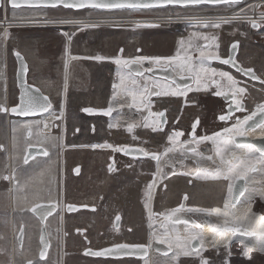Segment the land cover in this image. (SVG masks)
I'll return each mask as SVG.
<instances>
[{"label": "rangeland", "instance_id": "obj_1", "mask_svg": "<svg viewBox=\"0 0 264 264\" xmlns=\"http://www.w3.org/2000/svg\"><path fill=\"white\" fill-rule=\"evenodd\" d=\"M4 1L5 7L3 11L0 12V29L2 30V33L4 31L8 32L9 27L13 24H16V22L20 20L50 18L58 24L72 25L73 28L71 30L75 31V29H77L75 26L82 27L86 24H99L101 23L100 21H110L111 19H117L119 26L122 27L119 29L117 41L119 47H123L126 52L124 56L125 58H133L134 56L136 57L139 55L172 56L175 54H186L193 57V62L195 65H197L195 59H197L198 51L200 49L211 48V50L218 51L219 56L226 57L229 44L234 39H240L243 43V47L241 49V55L240 59H238V62L245 68H255L256 72H258L264 80V19H262V17H264V5L258 6L260 10L256 11V9H258V2H260V4H264V0H243L238 4H224L216 6L199 5L188 7H166L148 10L142 9L118 11H104L95 9L73 11L61 7L47 9H12L8 6V0ZM256 15H258V19H252V17ZM236 16L240 18L237 19L235 18ZM196 20L206 22L216 21L220 24V26L213 27L211 24H209L208 27L203 28L200 26V24L196 23ZM252 20H255L261 24L262 27L260 30L251 29L249 25L250 21ZM221 21L229 22L222 23ZM7 35L5 37H7ZM203 36H207V39H204ZM209 43H216L218 47L215 49V47H212L209 45ZM23 47L26 49V51H28L27 54L30 56L32 45L26 44L20 46V48ZM138 47L142 50V52L139 54L136 53V49ZM1 51L2 45L0 43V57ZM211 64L216 70H224L225 72L231 73L235 78H242L230 68L228 69L221 67V69H217L219 67L218 64ZM117 67L118 66H116V68ZM203 82L207 83L208 81L204 79ZM117 83H119V81H117ZM145 84H148L149 87L150 85H153L150 81H142L141 85L143 86ZM252 84L253 85H247L246 87V90L248 91L246 99V113L253 111L256 106L264 103V84L257 82ZM128 86L129 88L133 87L130 82ZM154 88L158 92V87L154 86ZM209 95L210 92L192 93L190 96H188V103L193 104L195 101H200V105L186 106L184 107L185 110L183 111L182 105L184 103V99H181L180 97L167 95L158 96L156 98H152L151 100L149 99L151 102L163 100V102H158L156 103L155 107H152L153 114H150V116L152 115L151 117L153 118L155 117V114L157 115L160 113L162 109L169 108V111L172 110V118L170 123L167 124L164 129L158 128V130H155L154 128H143L142 125L135 127L142 135V139H138V137L135 139V141H132V138L130 139L131 135L128 133L129 131L132 132L135 128L130 130L129 126L120 127L118 132L113 133V138L119 139V142L115 143L116 147L122 144L127 145L130 143L134 144L135 146L142 147L148 153L162 152L165 147H168L166 140H169V136L174 132L184 131L185 134L182 139H185V141L188 140L189 133L193 129L195 120L201 117V115L205 116V122L200 123L201 126H199L197 131V135L199 137L208 136L223 129V127H226L229 124H222L219 127H209L207 124V122H212L214 120L209 118V116H211L210 112L212 110L208 107V105L207 107L205 105V101L209 102L210 100H215L213 97H208ZM149 97L150 95L147 96V98ZM106 98L107 97L103 98L96 96H66L64 106L65 108L62 106V97H52L51 100L56 105V110L62 109L61 113L63 112L64 114V117H61L62 120L61 122L58 121V124L64 126L62 121L66 117L65 109L67 103L69 107L67 114V124L70 132L72 133L74 132L75 128H78L80 132L76 138L87 136L89 138H94V140L98 142L97 138L100 135L104 136L108 135L109 132L111 133L112 127L108 129V126H111V122L114 118L110 117L109 120H106L105 124L98 126L94 125L91 127L89 126L90 123L85 126L82 125L78 118L81 116L82 109L92 108L99 110L98 108H103L107 110V100H105ZM17 100L18 98L12 96L0 97V105H12L16 103ZM215 103L220 106V103L216 100ZM60 105L62 107L61 109ZM170 105H173V107ZM210 105L213 107L212 103H210ZM223 108L224 107L221 105L218 110L212 112H216L217 114L219 112L222 113L224 112ZM181 112H184L182 117V125L180 123V125H176V121L178 117H180ZM117 113L118 112L116 111V115ZM94 120V117L88 118L89 122H93ZM36 122L38 125L41 124L40 120L38 119H36ZM213 122L215 123L216 121ZM144 139H147L148 141L144 142ZM103 142L107 141L103 140ZM158 142L162 143V146H159ZM205 143L206 144H202L200 147L207 149L205 153L212 154L213 149L211 150L209 142ZM110 156H112V154L108 151H103V153L99 154L95 151H87L85 153L80 149L74 150V153L72 154L73 161L83 162L84 172L82 177L76 182L72 183L70 186L71 199L77 201L86 200L89 195L93 196L96 194L95 191L90 192L89 190L95 188L97 185L100 186V183H103L109 188L104 190L108 191L104 192V195L105 201L109 199L110 205L103 209L105 211V215L102 219L99 217L101 220L98 222V224L90 223L88 227H86L83 222V219H85L86 215H83V212L76 214V216H73L72 218L70 217L66 222V229L69 233L68 241H65V237L63 235V232L65 231L64 226L61 228L62 237L60 246V222L58 223L57 220V215H59L58 212L57 215L52 219L53 229L52 224L49 225V228H51L50 234H53V236L51 235L52 242H54L52 254L49 256V258L43 261L38 257V252L40 251L41 247L37 241H31L27 244L25 243L23 248H19L15 240L10 238L7 241H3L0 237V264H25L27 261H32L33 264H53L52 262L54 258L57 257V253L60 252L61 248L62 258L64 256L62 247L63 243L65 248L67 246L66 249L69 252H66L67 264H143V259L134 261L129 260L120 262H104L101 260L95 261L88 259L82 255V251L88 246L97 249L104 245L115 242L145 244L148 241L149 225L144 208V192L146 186L153 178L155 164L145 159L128 160L126 156L118 155V168L120 171L115 173V175L106 177L104 173L106 172V166L109 163ZM102 162L103 171L100 169ZM126 165L130 166V168H127ZM101 172L103 175V180L102 175H100ZM97 177H99V180L96 179ZM182 177L185 180L188 178L185 176ZM196 178L200 180H194V183L196 184L193 187L187 186L183 181L177 182L176 187L179 189L178 193L189 192L193 199L191 207L221 210L226 201L227 192H229L228 188H230V179L219 181V183H222L220 188L212 186V179L210 178L201 179L200 175H197ZM168 181L169 180H167L165 183L170 184L171 181ZM245 188L248 189L246 184ZM166 191V189L162 188V185L159 187L157 197L159 201L157 200L155 209L157 214L174 209L175 204H172L169 201ZM253 191H255L254 198L248 200L252 206V212H254L258 217L253 218L252 220H260V217H264V197L261 195L264 193V188L259 186ZM249 194V190L245 191V194L240 199L242 200V204L246 203L247 200H245V197ZM159 202L160 204H158ZM201 203L212 204L214 206H203ZM61 213H63V210ZM118 214L121 216V224L119 226V230H116L114 227V219ZM85 228H87L86 234L82 236L78 233L80 230ZM29 229L33 230V235H40V225H33L32 227H29ZM247 239V237L242 238L239 236H234L232 238L230 250L221 243H217L213 250H210L207 253L205 259L209 260L210 264H264V251L262 250H257V248H254L253 252H251V259H248L241 254L244 248V243L247 242ZM187 260H193V263L188 262ZM194 260L196 262H194ZM182 261L184 262H181V264H200V259L196 258H183Z\"/></svg>", "mask_w": 264, "mask_h": 264}, {"label": "flooded vegetation", "instance_id": "obj_2", "mask_svg": "<svg viewBox=\"0 0 264 264\" xmlns=\"http://www.w3.org/2000/svg\"><path fill=\"white\" fill-rule=\"evenodd\" d=\"M259 4L260 2H258L257 6H259ZM4 5H5V1L3 0V6L0 7V12L3 11L5 7ZM258 10L260 9L259 8L256 9V11ZM113 11H118V10H113ZM100 22L101 23H99L98 25L93 23V24H86L82 27L75 26L77 27V29H75V31H72L71 30L73 28L72 25L58 24L55 23L54 20H51L50 18L20 20L17 21L16 24H13L9 27V30L7 32L8 33L7 37H5L4 35L5 31L2 33V30L0 29V41H2L0 42L2 45V51L0 57V97L12 96L18 98L17 102L12 105H4V106L0 105V237L1 240L3 241H7L10 238L12 240H15L19 248H23L25 243L27 244L31 241L33 242L37 241L41 247L40 251L38 252V257L43 261L49 258V256L52 254V247L54 242H52L51 235L53 236V234H50L51 228H49V225L52 224V229H53L52 219L57 215L58 212H59V215H57L58 223L61 222V218L65 221V231L63 232L65 241H68V237H69V233L67 232L66 229V222L70 217L72 218L73 216H76V214L83 212V215H86L85 219H83V222L86 227H88L90 223L98 224V222L102 218H104L105 211L103 209L105 207L107 208L110 205V203H109V199L105 201L104 192H108V191H104V190L109 188L105 186L103 183H100V186L97 185L95 186V188L90 189L89 190L90 192L95 191L96 194L93 196L89 195L86 198V200L77 201L70 198V192H71L70 186L72 185V183L79 180L84 172L83 162L73 161L72 154L74 153V150H78V149H80L85 153L87 151H95L100 154L103 153V151H105L98 149L95 150L89 147V146H93L94 144H110L116 147L115 143L119 142V139L113 138V133L118 132V129H114L111 128V126H108V129L111 128V133L109 132L108 135H104V136L100 135L97 138L98 142H96L94 138H89L87 136L82 138H76L80 130L78 128H75L74 132L71 133L70 130L68 129L67 114L69 107L67 103L65 109L66 117L62 121V123H64V126H61L60 124H58V121L61 122L62 120L61 119L62 107L60 105L61 110H56V105L52 102V100H51L52 108L50 109L49 112H52L54 117L53 120L54 122L52 124V130L50 132L45 131V125H43V120H42L43 115L26 117V118H23L21 116L11 115L10 109L18 104L19 96L21 95V89L18 86L19 66H18L16 53L23 55L25 61L27 62L28 65L27 82L28 84L36 88L35 91L37 92L34 91L35 95L41 93L42 95L47 96L50 99L52 97H63L64 95L67 97L68 96H96L103 98L107 97L108 99L107 98L105 99L107 100V110L103 108H98L99 109L98 113H89L84 111V109H82L81 116H79L78 118L79 122L84 126L89 123H90L89 125L90 127L94 125L98 126L105 124L106 120H109L110 117L114 118L116 115V109L111 106L112 97L116 92L117 81H119L118 67L116 68L117 59L115 58L118 57L124 58L126 52L123 47H119L117 41L119 29L122 28L119 26L118 20L111 19L110 21H100ZM249 26L251 27V23ZM261 27L262 26L260 24V28L258 30H260ZM235 41L239 42V48L236 57L238 61V59H240L241 49L243 47L242 45L243 43L240 39H234L229 44L228 53L226 57L229 56L231 44ZM26 44L32 45L30 56L27 54L28 51H26L24 47L20 48V46ZM141 52H142L141 48L138 47L136 49V53L139 54ZM96 57H102L104 59H96ZM218 65L219 67L217 69H221V67L229 69V67L220 64ZM257 74L260 75L258 72ZM144 75H146V69ZM183 77H190V76H183ZM241 77L242 78H236V80L239 81L238 83L239 86L246 89L247 85H253L252 83L254 82L243 76ZM260 78L262 79V81L257 83L264 84V80L261 77V75ZM171 84L177 86L174 83ZM218 85L219 83L215 85L211 84L209 86V90L206 92H210V95L208 97L211 98L213 97L217 102L220 103V106H218V104L215 103V100L209 101L210 103L213 104V107L210 105L209 102L206 101H205V105L206 107L208 105V107L212 111L218 110V108H220L222 105L224 107L223 108L224 112L222 113L219 112L218 114L215 112H212L213 114H211L210 112L211 116L208 115L209 118L212 119L214 117V120L213 119L212 120L217 122L215 123L213 121L207 122L209 127L210 126L219 127L222 124L230 125L233 122H235L238 119V117H241V115L246 113L247 111L246 108L247 95H246L243 104L244 108L243 110H239L242 112H237L233 114L232 111L231 112L232 114L229 113L228 109L232 108L233 110V106L229 98H224L216 95V92L219 91ZM149 91H148V95H150V97L146 100V103L148 104L151 103L150 111L152 112V107H155L156 103L158 102H163V100L161 101L156 100L154 102H151L150 100L152 98H156L158 96H164V95H161L159 90L158 92L156 90H153L154 92H151L152 89ZM193 93H205V92L199 91ZM187 100L188 97L184 99V103L182 105V111L185 110L184 107L186 106L200 105V101H195L193 104H189ZM170 106L173 107V105ZM258 106H256L254 110ZM144 108L146 109L145 111L149 112L147 113L148 115L147 114L144 115L143 112L142 113L138 112L140 119L143 122L146 121L148 116H150V111L148 110V107H144ZM3 109H7V111H4ZM86 109H92V108H86ZM114 109L115 111H113ZM109 110L111 111L110 115L107 114ZM254 110L250 111L249 113L254 112ZM162 111H166V119H167L165 125L166 127L167 124L170 123V120L172 118V110L169 111V108H166V109H162L160 113ZM229 114H231V119H225V120L219 119L221 115L228 116ZM183 115L184 112L183 113L181 112L180 117H178L176 121V125H180V124L182 125ZM86 116L94 117L95 120L93 122H89L88 121L89 117ZM143 116H145V118ZM204 118L205 116L201 115V117L195 120L193 125H195L198 121L197 126L196 127L193 126V129H195L196 134L199 126H201L200 123L205 122ZM36 119L40 120L41 122L40 125L37 124ZM142 127L144 128V126ZM128 133L131 135L130 139L132 138V141H135V139L138 137H139L138 139H142L141 133L137 131L136 128L133 129L132 132L129 131ZM103 140H106L107 142H103ZM143 141L146 142L148 140L144 139ZM162 143L158 142V145L162 146ZM236 143L238 142L236 141ZM120 146L131 147L135 145L128 143L127 145L122 144ZM195 149L196 148H194L193 150L195 151ZM193 150L191 152H193ZM206 150H207L206 148H201V147L197 149L198 153L201 155H205V156L211 155L205 153ZM211 150H212V146H211ZM44 151H47L46 156L43 155ZM108 152H111L112 156H110L109 163L106 166V172L104 173L106 177L115 175V173H118L120 171L118 168L119 167L118 155L126 156L122 154H117L113 151H108ZM159 153L160 152H154V154L157 155ZM149 154H153V153H149ZM126 157L130 160L145 159L151 163L154 164L156 163L155 162L156 160H152L151 158H135L130 156H126ZM233 158L234 156L233 157L229 156V160H233ZM189 160L192 162L187 163L188 171L184 173L187 175L177 174L174 171V169L170 170L167 175L166 181L169 180L168 182L171 181V183L167 184L165 183L166 182L165 181L161 184L162 188L167 190L166 192L169 201L172 204H175L174 208H176L177 206L183 203V199L185 195L187 196L186 204L188 205V207H191L193 203L192 201L193 199L189 194V192L178 193L179 189L176 187L177 182H181V181L185 182L187 186L193 187L196 184L194 183V180H200L196 178L197 173L199 172V164L193 159L192 160L189 159ZM102 168H103V162L100 167V169L103 171ZM127 168H130V166H127ZM221 168L219 169V171H221ZM254 168H255V164H253L248 170L249 174L256 173L251 171ZM258 168L259 170H261L260 165H258L257 169ZM259 170L257 172H259ZM100 175H102V172L100 173ZM182 176L188 177L187 180H185ZM96 179L99 180V177H97ZM102 180H103V175H102ZM221 180L225 181V180H229V178L226 176V177H222L221 179H216V180L212 179L211 180L213 184L212 186L221 188L222 183H219V181ZM238 180L239 179L235 181L234 187L236 186ZM229 183H230L229 184L230 187L231 182ZM157 197H158V193H157ZM157 197L155 200V209L158 200ZM40 204L49 205L53 207V211L49 212L48 210H46L40 212L38 211V213L34 212L33 208L37 207ZM158 204H160V202ZM60 205H62L64 208L63 213H61L60 211ZM69 205L87 206L88 208L76 212H68ZM201 205L214 206L212 204H205V203H201ZM117 216L114 219V227ZM33 225L35 226L40 225L39 236L33 235V230L29 229V227H32ZM115 229L119 230V228L116 227ZM43 233H45L47 237L48 249L44 257L42 258L41 236ZM78 233L83 236L84 234L87 233V228L80 230ZM61 237H62V233H61V223H60V239H59L60 246H61ZM118 243H122V242L110 243L100 248ZM66 248L64 247L63 249L64 252L63 258L61 255V250H62L61 248L60 252L57 253V257L54 258L52 262L53 264H67L66 252L68 251ZM88 248L95 249L94 247L88 246L82 251V255L88 259H92L95 261L101 260L104 262H111V261L120 262V261H129V260H133V261L139 260L135 258H129V259L93 258L84 254V251ZM187 261L193 263V260H187ZM27 262L33 264L32 261H27ZM181 262L184 261L181 260L179 264H181ZM194 262L196 261L194 260Z\"/></svg>", "mask_w": 264, "mask_h": 264}, {"label": "bare ground", "instance_id": "obj_3", "mask_svg": "<svg viewBox=\"0 0 264 264\" xmlns=\"http://www.w3.org/2000/svg\"><path fill=\"white\" fill-rule=\"evenodd\" d=\"M253 17L252 19H258V15ZM196 23L200 24V26H202L203 28H206L204 24L200 23V21H197ZM205 37L207 36H203L204 39ZM209 45L215 47V49L218 47L216 43L215 44L209 43ZM201 52H204L206 55H219L218 51L211 50V48L200 49L198 51V57L197 59H195L197 65H195L193 62L194 58L186 54H182V55L175 54L172 56L139 55L136 57L134 56V58H125V57L115 58L117 59V61H119V63H117L116 61V65L118 66V70H119V83H117L116 85V92L111 100V106L115 108L118 113L111 122V127L114 129H119L120 127L129 126V129L132 130L133 128L142 125L144 126V128H154L155 130H158V128L161 129L159 115L155 114V117L153 118L151 117L152 115L148 116L146 121L143 122L138 114V112L140 113L143 112L144 115L149 113L148 111L144 112L145 111L144 107H148V110L150 111L151 103L149 104L146 103V100L148 99L147 98L148 91L152 89L151 92H153V90H155L154 86L158 87V90L161 95L164 96L169 95V96L180 97L182 99H185L193 92H199V91L206 92L209 90V86L211 84L215 85L219 83L218 85L219 92L226 93V95H223L221 97L230 99V102L233 106V110H232L233 114L237 112H242L237 110L235 107V101L232 96V92L234 91V89H230L227 80L219 76L220 72H225V71L216 70L214 67H212L211 60H205L204 63L201 64L200 63ZM143 57H149L150 59H142ZM156 57H160L163 59L158 62L156 59H153ZM132 61L137 62L142 66V68L146 69V75L135 76L131 74V72L126 69V67ZM154 68H172L179 76H191L193 78V84L187 87L174 86L165 79H160L152 76L149 73V71H151ZM201 68L206 69V71H201ZM213 70H215L216 73L215 75L213 74ZM204 79L207 80L208 82L207 83L203 82ZM142 81L144 82L150 81L152 82L153 85H150V87L148 84L142 86L141 85ZM129 82L132 84L133 87L130 86L131 88H129L128 86ZM237 87H241V86L237 85ZM173 93H178V94L174 95ZM246 95H247V91L236 96L235 100L241 101L243 106ZM62 98H63L62 106L63 108H65L64 106H65L66 96L64 95ZM261 105L264 104H260L254 110V112H260ZM115 109L113 111H115ZM252 113L249 112L244 113L242 114L241 117H238L241 124L243 123L244 117L249 116ZM150 114L153 113L150 111ZM61 117L62 118L64 117L63 112L61 113ZM143 117L145 118V116ZM42 120H43V125H45V131L50 132L52 130V124L54 122L53 121L54 117L52 112L44 114ZM252 121L253 120H251L250 122ZM236 123L237 120L232 124L224 127L223 129L217 131L216 133L221 134L220 137H216L215 135L216 133H213L208 136H202V137H208L209 139H201L202 137H199L195 133V131H193L194 130L193 129L190 132L191 134L193 133V135L192 136L189 135V138L186 141L185 139L184 140L182 139L185 134L184 131L174 132L169 136L170 137L169 140L167 139L168 147H165L162 150V152L158 154L159 158L157 161H155L156 163H155L154 176L146 186L144 192L145 194L144 208L146 211L148 225H149L147 242H149V244L151 245L156 243H163L167 246L171 245L172 254L163 257L160 256L158 253L154 252L153 250H151L150 256L143 259V264H179L183 258L199 259L198 257L195 256H180L179 258H177L174 255L177 238H179L180 241L187 242L189 246H191L192 242L194 241L192 237L194 236L201 237V239H199L198 241L200 244L203 243L205 250L202 251L201 255L205 258L207 253L210 250H213L214 246L217 243H221L223 246L226 245V241L224 239L215 236L213 231V225L222 224L225 219H231L233 212L235 213V216L243 217L245 211L249 208L251 209V214L249 215L248 219L244 220L243 222V228L241 229V232H243L244 229H249V228L257 232L264 230V221L252 220L253 218H256L258 216H256V214L252 212V206L250 205L248 200L253 190H255L259 186L264 188V158H262L258 152H255L254 149H249L246 147L247 144L249 143L253 144L254 141L260 138H264V126L254 125L253 128L250 129L249 131H246L244 126L242 129L243 135L241 136L240 131H238L235 128ZM224 129H233V131L231 133H226L224 132ZM177 133H179V135H176ZM229 135H231L232 137L231 142L229 144L221 143L224 137H227ZM239 137H246L247 139L250 140V142L247 144L236 143L237 138ZM205 142H209L212 146L213 151L211 155L205 156L197 152V148L200 147ZM187 145H190L191 147H193V149L196 148L195 151L193 150V152L191 151L187 152V150H185ZM89 147L95 150L98 149L105 151H114L115 153L122 155H125L124 149L126 148L125 146L115 147L110 144H94L93 146H89ZM250 151L253 152L252 155H249ZM222 156L224 161H229V156L238 157L239 159L245 161V169L241 170V175H242L241 179L246 184V187H248L250 194L245 197V200H247L246 203L242 204L241 203L242 200H240L241 199L240 198L239 199L240 201H238L239 203L237 202L235 204L234 209L231 207V205L234 204L233 203L234 197L232 195L234 190V182L237 179L234 177V175L229 174L227 165L221 160ZM187 159L188 160L193 159L199 164V169H200L199 173L201 179H206V178L221 179L222 177H226V176L230 179L231 186L229 188V192L227 194L223 208L221 210H218V209H207L200 207H188L186 211H179L173 214V210H175L174 208L172 210L163 212L161 214H157L155 212V200L157 197L159 187L163 182L166 181L167 175L170 170L174 169V171L177 174L186 173V171H188ZM238 162L239 161L237 160L234 162V164ZM253 164H259L261 166V170L254 174H249L248 170ZM220 168H221V172L219 171ZM245 184H244V188H245ZM226 204L229 205L228 209H225ZM197 209H199V211H197ZM62 210H63V206L60 205V211L62 212ZM217 211H219L220 213H224L227 211L229 215L227 217L222 214L217 215ZM178 216H187L190 222H186V221L177 222L176 219L178 218ZM60 223H61V228H63L65 226V221L62 218ZM234 236H239L242 238L247 237L241 234H234L232 235V238ZM247 238H248L247 242L249 240L251 241L250 243H248V247L251 249V252H253L254 248H257V250H261L258 244V238L256 237H251V238L247 237ZM62 247L64 249V243L62 244Z\"/></svg>", "mask_w": 264, "mask_h": 264}, {"label": "snow or ice", "instance_id": "obj_4", "mask_svg": "<svg viewBox=\"0 0 264 264\" xmlns=\"http://www.w3.org/2000/svg\"><path fill=\"white\" fill-rule=\"evenodd\" d=\"M37 2L39 3V0H37ZM240 2V0H158L157 3H150V2H140V3H130V4H125V3H120V2H116V0H110V2H98V3H91L89 4V0H72L71 3H67V6L70 8H85V7H94V8H114V9H120V8H131V9H151L153 7H158V6H163V5H170L173 3L176 4H185V5H199L202 3H211V4H238ZM11 3L13 5V7H18L19 5L16 3V0H11ZM51 3L53 4V6L56 5H63L66 3V0H51ZM235 16V14H234ZM235 18L239 19L240 17L236 16ZM262 19H264V17H262ZM222 23H227L229 21H221ZM200 23L204 24L205 27H207L209 24H211L214 27H219L220 24L217 23L216 21H200ZM251 26L253 28H257L259 25L257 24V22L255 20L250 21ZM8 33L7 31H5L4 35L6 36ZM205 39H207V37H205ZM232 50L235 51L238 48V42L234 43L232 46ZM17 56H19V53H16ZM96 59H103L102 57H96ZM142 59H150L149 57H143ZM156 59L158 62L161 61L163 58L160 57H156L153 58ZM171 59V58H168ZM205 60H221V57L219 55H206L204 52L200 53V63L203 64ZM223 64L226 65H231L233 68L237 69V71L243 73L245 76H250L253 79H259L258 77H256L255 72L252 69H245L243 67H241L237 61L231 56L229 55L228 58L223 59L221 61ZM117 63H119V61H117ZM201 71H206V69L201 68ZM213 74L215 75V70H213ZM219 76L221 78H225L228 82V85L230 87V89H234V91L232 92V96L233 99L235 101V107L237 110H243V106H242V102L235 100V97L240 95L241 93L246 92L245 88H241V87H237L239 81L236 80L235 77H233L230 73L228 72H220ZM178 94V93H173ZM182 94V93H179ZM217 96H223L226 95V93L224 92H216ZM40 98L37 96H32V95H27V98L25 99L24 97H22V107L19 109V112L21 115L24 116H28V115H34L35 114V109H39L40 111H47L48 108L51 107L50 102L48 101L47 97H43V103H40ZM4 111H7V109H3ZM18 109L17 108H13L12 112H17ZM84 111L86 112H93V109H84ZM260 112L264 113V105L260 106ZM229 113H231V108L229 109ZM108 115L111 114V111L109 110L107 112ZM157 115L163 117V113H158ZM257 115L256 112H253L251 115L244 117L243 123L241 124L240 120L237 119V123L235 128L240 131V135H243V127L245 125H248L249 121L253 120V118ZM220 120H225V119H231V114H229L228 116H224L221 115L219 117ZM198 123V121H197ZM255 126H264V119H261L259 121V123ZM195 127V125H194ZM233 131V129H224V132L226 133H231ZM176 135H179V133H177ZM216 137H220V133H216L215 134ZM201 139H209L208 137H202ZM232 140L231 135L224 137V139L221 141V143L223 144H229ZM247 148L249 149H254L255 152H258L259 155L264 158V148H255V145L249 143L246 145ZM119 150V149H118ZM170 150V149H169ZM124 151H128V149H124ZM137 151H139L140 153H142L145 156L150 155L148 152H146L144 149H138ZM253 152L250 151L249 155H252ZM43 155H47V151L43 152ZM153 159H158L159 157L156 154H151ZM221 160L227 165V169L229 171L230 175H234V177L236 179H241L242 175H241V170L245 169V161L239 159L238 157H234L233 160H229V161H224L223 160V156L221 157ZM239 161L238 163L234 164V161ZM197 175H200V173L198 172ZM151 187V186H149ZM244 191H248L247 188H245ZM241 195H243V193H241ZM262 195H264V193H262ZM255 196V191H253L250 196L249 199L251 200L252 198H254ZM231 207L234 209L235 208V204L231 205ZM229 205H225V209H228ZM33 211H35V209H33ZM177 211H180V209H175L173 210V214ZM197 211H199V209H197ZM224 215V216H228L229 213L226 211L224 213H220L219 211H217V215ZM251 214V209H247L243 215V217H237L235 216V213H232V218L231 219H225L224 222L222 224H215L213 225V231L216 237H219L221 239H224L226 241V245L225 247L228 248L230 250V245L232 242V235L234 234H241L244 236H247L249 238L251 237H256L258 238V244L261 250H264V230H261L259 232L252 230L251 228L249 229H244L243 232H241V229L243 228V222L244 220L248 219L249 215ZM260 220L264 221V217H260ZM193 240H199L201 239V237H192ZM251 241L249 240L248 242L244 243V248L242 251V255L247 257L248 259H251V249L248 247V243H250ZM142 246L140 245H117L116 249H119L120 251H125V252H129V251H134L138 248H141ZM169 248H171V245L169 246ZM115 249H108V250H104V251H100V252H96V253H91L94 255H106V254H111ZM204 246L203 243H201L199 245V247H191L189 246V244L187 242L184 241H180L179 238H177V243H176V249L174 252V255L179 258L180 256H195L198 257L200 259V264H210V261L205 259L201 253L202 251H204Z\"/></svg>", "mask_w": 264, "mask_h": 264}, {"label": "water", "instance_id": "obj_5", "mask_svg": "<svg viewBox=\"0 0 264 264\" xmlns=\"http://www.w3.org/2000/svg\"><path fill=\"white\" fill-rule=\"evenodd\" d=\"M242 0H240L241 2ZM72 0H66V3L63 5H56L53 6V4L51 3V0H39V3L37 2V0H16V3L19 5L18 7H13L11 0H8V5L10 8L13 9H21V8H32V9H39V8H65V9H69V10H73V11H81V10H87V9H95V10H104V11H113V10H142V9H131V8H120V9H114V8H94V7H85V8H70L67 6V3H71ZM98 2H110V0H89V4L91 3H98ZM116 2H120V3H125V4H130V3H140V2H150V3H157L158 0H116ZM199 5H224V4H211V3H202ZM199 5H185L183 3L181 4H170V5H163V6H158V7H153L151 9H157V8H166V7H188V6H199ZM260 5H264V4H259ZM3 6V0H0V7ZM258 8V6H257ZM148 10V9H146ZM257 24L259 25L257 28H253L251 26L252 29L254 30H258L260 28V24L257 22ZM238 41H235L231 44V46L236 43ZM238 48H239V42H238ZM238 48L233 51L232 47L230 49V54L236 61V57H237V53H238ZM122 57V56H121ZM228 57H221V60H211V63H217L226 67H229L232 71H234L235 73L251 80L252 82H261L262 79L260 78V76L257 74V72L255 71L254 68H245L243 67L238 61L237 63L245 68V69H252L255 72L256 77H258L259 79H253L250 76H245L243 73L237 71V69L233 68L230 64L226 65L223 64L221 61L223 59H226ZM17 60H18V86L21 89V95L19 96V102L15 107H12L10 109V114L14 115V116H21L23 118L26 117H33V116H38V115H44L46 113H48L50 111V109L52 108V102L51 99L47 96L42 95L41 93H38L37 95L34 94L35 91V87H33L32 85L28 84L27 82V73H28V65L27 62L25 61V58L23 57V55L19 54V56H17ZM69 63V61H68ZM67 63V66H68ZM126 69L128 71H130L133 75L135 76H142L145 73V69L142 68V66L140 64H138L137 62H130L128 64V66L126 67ZM149 73L157 78L160 79H165L167 81H169L170 83H174L177 85V87H187L190 86L193 83V79L192 77H183V76H179L172 68H154L151 71H149ZM37 92V91H35ZM27 95H32V96H37L40 98V103H43V97H47L48 101L51 104V107L48 108L47 111H40L39 109H35V114L34 115H28V116H24L21 115L19 112V109L22 107V97H24L25 99L27 98ZM13 108H17L18 111L17 112H12ZM230 109V108H229ZM228 109V111H229ZM232 111V108H231ZM90 113V112H89ZM91 113H98V110H94ZM161 113H163V117L160 116V122H161V128L164 129L165 125H166V111H162ZM257 115L254 117L253 121L248 123V125H245V130L249 131L250 129L253 128L254 125L258 124L259 121L261 119H264V113L261 112H256ZM197 126V123L195 124V127ZM195 131V129L193 130ZM190 135L192 136L193 133ZM237 142L239 144H247L250 142L249 139H247L246 137H239L237 138ZM253 145H255V148H264V138H260L256 141L253 142ZM125 149H128V151H125V155L126 156H130V157H135V158H151L152 160H158V159H153L152 155H148L145 156L142 153H140L139 151H137L138 149H141L138 146H131V147H126ZM187 152L192 151L193 147H191L190 145L186 146ZM157 155V154H156ZM158 156V155H157ZM187 162H192L190 160L187 159ZM259 164H255V168L252 169V172H257L259 170V168L257 169ZM244 181L242 179H239L236 183V186L234 187V191H233V203L236 204L239 199L243 196L241 195V193L244 194ZM186 195L184 196L183 199V203L179 206H177L175 209H180V211H186L188 208V205L186 204ZM87 206H75V205H69L68 206V212H76V211H80L82 209H87ZM35 209L34 212L38 213V211H46L48 210L49 212L53 211V207L49 206V205H43L40 204L37 207L33 208ZM179 212V211H177ZM45 215V214H44ZM42 217V216H41ZM177 222L179 221H186V222H190L189 218L187 216H178V218L176 219ZM121 224V216L118 215L116 220H115V227L119 228ZM41 244H42V252H41V256L42 258L44 257L45 253L47 252L48 249V242H47V237L46 234L43 233L41 236ZM117 245H140L142 246L141 248H138L134 251H129V252H125V251H120L119 249H116ZM200 243L198 240H194L191 244L192 247H199ZM108 249H115L111 254H106V255H94L91 253H96V252H100V251H104V250H108ZM151 250H153L154 252L158 253L160 256H168L172 254V249L169 248V246L163 244V243H156V244H149V242L147 243H126V242H122V243H118V244H113V245H109L100 249H92V248H88L84 251V254L93 258H111V259H129V258H135V259H145L147 257L150 256ZM26 264H31L30 262H27Z\"/></svg>", "mask_w": 264, "mask_h": 264}, {"label": "built area", "instance_id": "obj_6", "mask_svg": "<svg viewBox=\"0 0 264 264\" xmlns=\"http://www.w3.org/2000/svg\"><path fill=\"white\" fill-rule=\"evenodd\" d=\"M64 124V123H63Z\"/></svg>", "mask_w": 264, "mask_h": 264}]
</instances>
